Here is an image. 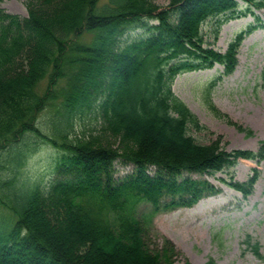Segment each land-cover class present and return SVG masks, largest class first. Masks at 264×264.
Segmentation results:
<instances>
[{"label":"trees","instance_id":"trees-1","mask_svg":"<svg viewBox=\"0 0 264 264\" xmlns=\"http://www.w3.org/2000/svg\"><path fill=\"white\" fill-rule=\"evenodd\" d=\"M241 1L25 0L27 17L0 8V264H172L170 241L156 251L146 242L154 213L216 191L186 173L264 158V147L226 151L221 136L199 142L191 131L208 128L172 88L179 74L215 62L235 69L246 31L222 54L205 45L203 26L214 21L217 34L264 8ZM135 27L142 33L129 39ZM89 111L100 130L79 133ZM35 136L58 154L46 189L19 176L31 150L22 142ZM118 161L134 170L116 179ZM249 184L234 186L246 193ZM148 203L152 214L140 213Z\"/></svg>","mask_w":264,"mask_h":264},{"label":"rangeland","instance_id":"rangeland-1","mask_svg":"<svg viewBox=\"0 0 264 264\" xmlns=\"http://www.w3.org/2000/svg\"><path fill=\"white\" fill-rule=\"evenodd\" d=\"M106 2V0H101ZM159 6L169 5L168 0H154ZM0 6L6 11L26 17L28 14L25 0H0ZM256 14H243L223 24L218 39H214L215 22L209 21L203 26L206 45H212L219 51H225L237 33L255 24V31L248 34L238 54L239 63L232 74L222 77L211 87L224 71L216 65L213 69L186 72L177 76L173 84L175 95L197 115L208 130H192L191 134L202 143L222 135L228 150L242 149L258 151L264 144V10ZM129 39L141 33L134 30ZM81 41L88 42L84 35ZM213 103L222 113L246 128L252 129L253 136H246L225 120L215 116L209 103ZM96 113L90 111L77 125L79 133H97L101 122ZM46 111L41 120L51 118ZM41 129L50 132V124ZM31 149L19 176L29 184H38L43 189L50 186L56 178L55 161L58 154L53 146L42 138L24 139L22 142ZM28 145V146H27ZM6 153L0 155V160ZM258 170V179L248 198L229 188L224 180L245 182ZM116 179L121 178L130 168L116 163ZM152 170V169H151ZM194 178L203 177L215 184L220 192L207 196L192 208H180L155 215L148 230L146 242L151 250L163 247L165 239L175 246L173 264H206L209 259L218 264H264L245 241L260 243L264 255V160H240L236 166L215 175L192 174ZM146 211V206L141 207ZM0 207V216L4 214ZM1 221V219H0ZM70 243V242H69Z\"/></svg>","mask_w":264,"mask_h":264}]
</instances>
